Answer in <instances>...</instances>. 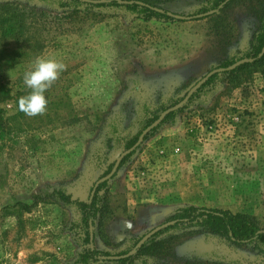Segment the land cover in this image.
Here are the masks:
<instances>
[{"label":"rangeland","instance_id":"1","mask_svg":"<svg viewBox=\"0 0 264 264\" xmlns=\"http://www.w3.org/2000/svg\"><path fill=\"white\" fill-rule=\"evenodd\" d=\"M152 1L188 17L204 0ZM258 13V0H237L199 20L145 23L125 7L0 0V264L73 263L83 248L74 226L80 212L47 195L61 188L87 198L126 146L202 78L249 59ZM10 14L16 17L2 22ZM38 58L66 67L45 92L46 110L31 116L18 102L31 92L24 75ZM246 63L215 73L120 165L95 247L130 248L188 205L255 216L264 229V57ZM147 159L161 163L149 169ZM35 195L44 198L21 218L3 212ZM189 261L264 264V255L203 234L177 246L174 257L127 264Z\"/></svg>","mask_w":264,"mask_h":264},{"label":"trees","instance_id":"2","mask_svg":"<svg viewBox=\"0 0 264 264\" xmlns=\"http://www.w3.org/2000/svg\"><path fill=\"white\" fill-rule=\"evenodd\" d=\"M98 2H86L84 0H62V6L88 4L91 6H116L125 7L142 19L149 21L152 19L160 21H187L199 20L207 16L200 17L209 11L225 12L231 8L237 0H204L200 1L198 7L192 13H189L188 19H177L171 16L170 11L163 8L152 0H95ZM259 15L261 20L260 30L253 43L251 51L245 58L254 59L258 62L263 59L261 56L264 47V0H258ZM162 9V11L158 10ZM16 17L9 15L2 19V22H8L10 18ZM217 26L224 29V20H221ZM238 60H232L225 64V67L236 63ZM244 63L236 68L234 72L242 69ZM218 74L213 75L209 80L196 92L190 100H193L203 89L210 85ZM181 110V109H180ZM179 110V111H180ZM176 112L170 113L162 123L169 121L175 116ZM153 120H150L152 123ZM161 123V124H162ZM157 128H154L146 135V139L151 136ZM138 137L133 139L126 149L131 148ZM132 154V153H131ZM127 155L121 165L131 157ZM114 163L108 165L104 175H107L113 168ZM121 167V166H120ZM109 181L101 183L95 193H90L87 198L75 195L73 192L64 191L61 188H55L48 197H53L66 205L75 206L80 212L81 219L79 223H75V228L79 229L81 236L82 250L71 264H95L104 260H114L118 264H127L131 259L144 258L145 256L156 257H174L177 246L181 245L185 240L197 235H212L225 240L229 245L236 247H252L258 254L264 255V229L260 226L257 217L244 213H234L231 210L210 208L206 206L188 205L181 206L169 216L165 223L172 224L163 228L145 243L137 248V244L143 237L133 239L130 248L120 249L119 251H108L99 249L94 245V239L97 231L103 228L106 218L111 214L109 207ZM44 197L35 195L31 201H17L12 205H6L3 212L7 215L21 218L25 212H31L33 207L37 206L39 200ZM93 237V240H92ZM135 249L136 255L130 256V252ZM117 257V258H115ZM185 264H218L208 261H189Z\"/></svg>","mask_w":264,"mask_h":264},{"label":"clouds","instance_id":"3","mask_svg":"<svg viewBox=\"0 0 264 264\" xmlns=\"http://www.w3.org/2000/svg\"><path fill=\"white\" fill-rule=\"evenodd\" d=\"M65 67L63 63L54 59L38 58L33 70L24 75V83L31 92L19 100V109L31 116L42 114L47 106L45 92L65 70Z\"/></svg>","mask_w":264,"mask_h":264},{"label":"water","instance_id":"4","mask_svg":"<svg viewBox=\"0 0 264 264\" xmlns=\"http://www.w3.org/2000/svg\"><path fill=\"white\" fill-rule=\"evenodd\" d=\"M86 2H98L95 0H84ZM160 11H162V9H158ZM215 11H209L206 14L200 15V17H203L205 15H210L213 14ZM171 16H174L177 19H188V17L182 16V15H178V14H174V13H169ZM264 54V47L262 49L261 55ZM252 61V59H242L240 61H237L236 63H234L233 65L229 66L228 68H218V69H214L212 70L210 73H208L204 78H202L195 86H193L188 93L186 94V96L184 97V99H182L179 103H177L176 105H174L173 107L168 108L167 110H165L160 117L154 121L151 125H149L140 135L138 141L129 149H127L125 152H123L115 161L114 166L112 168V170L110 171V173L104 177H102L101 179H99L92 190V194L95 193L96 189L99 187V185L101 183H104L106 181H109L118 171L121 163L123 162V160L125 159V157L129 154H131L143 141L145 136L152 131L154 128H156L158 125H160L164 119L167 117V115H169L170 113L179 110L180 108H182L185 104L188 103V101L190 100V98L194 95V93L199 90L208 80L211 76H213L215 73H220L223 72L225 70H232L246 62ZM172 224V222H168V223H164L158 227H156L155 229H153L152 231H150L149 233H147L137 244V248L140 247L143 243H145L149 238H151L154 234H156L157 232H159L160 230H162L163 228L167 227L168 225ZM93 240V237H92ZM130 255V254H129ZM117 258V257H115Z\"/></svg>","mask_w":264,"mask_h":264},{"label":"crops","instance_id":"5","mask_svg":"<svg viewBox=\"0 0 264 264\" xmlns=\"http://www.w3.org/2000/svg\"><path fill=\"white\" fill-rule=\"evenodd\" d=\"M145 23H150V21L151 20H149V21H146V20H144V19H142ZM134 32V31H133ZM152 44L150 43V47H154V50H157V48L159 49V48H161L160 46L161 45H158V44H155V45H153V46H151ZM148 160V159H147ZM145 163H146V161H144ZM158 163L155 165V164H153L154 162L153 161H151V160H148V162L146 163V166H148V168L149 169H151V167L153 168V167H158V165L161 163V161H157ZM144 163V164H145ZM168 164V163H167ZM155 168H153V169H155ZM151 184H153V183H151Z\"/></svg>","mask_w":264,"mask_h":264}]
</instances>
